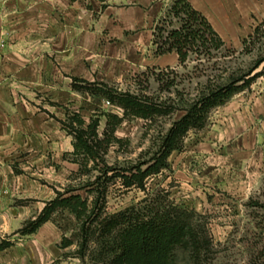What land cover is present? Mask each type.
I'll list each match as a JSON object with an SVG mask.
<instances>
[{"label":"crops","instance_id":"crops-1","mask_svg":"<svg viewBox=\"0 0 264 264\" xmlns=\"http://www.w3.org/2000/svg\"><path fill=\"white\" fill-rule=\"evenodd\" d=\"M174 1L0 0L1 234L20 216L40 215L78 172L74 139L62 122L78 113L88 124L105 100L76 85L113 86L126 70L178 66L175 52L155 56L153 41ZM187 1L219 35L217 25L264 20V0ZM256 84L213 111L210 127L199 133L188 156L209 162L220 144L225 153L228 147L236 152L260 145L264 79ZM182 165L176 167L178 178Z\"/></svg>","mask_w":264,"mask_h":264},{"label":"rangeland","instance_id":"rangeland-1","mask_svg":"<svg viewBox=\"0 0 264 264\" xmlns=\"http://www.w3.org/2000/svg\"><path fill=\"white\" fill-rule=\"evenodd\" d=\"M166 14L158 27L164 26ZM172 21L174 24L168 30L179 26L177 19ZM260 23L217 25L222 27L220 35L226 49L221 54L213 53L209 60L199 62L192 55L184 65L173 68L126 70L121 82L113 86L149 97L161 105L164 114L150 123L142 119L124 121L115 133L120 142L110 146L104 155L107 165L120 170L148 161L161 138L185 116V109L196 100L209 77L211 85H217L226 76L225 70H249L264 58V34L259 40H248ZM158 35L155 32L153 41L160 42ZM227 50L233 53L227 54ZM257 73L260 75L250 88L264 79V63L254 74ZM97 111L122 115L117 107L106 105L94 113ZM213 111L204 130L211 125ZM101 121L100 133L105 128V119ZM200 132L189 131L181 150L169 157V168L148 178L146 191L127 190L120 180L109 182L104 213L113 215L140 202L144 205L145 200L150 201L155 195H168L169 205L183 213L182 223L186 226L183 244L174 251L171 264H253L264 248V139L250 151L234 152L228 147L225 153L226 147L220 144L213 160L201 162L193 155L188 156ZM174 156L179 159L178 166L183 164L181 178L176 176L178 166ZM98 175L91 172L84 181H92ZM79 183L70 177L64 188ZM81 194L84 198L92 197L86 191ZM33 218L37 217L20 216L5 236L0 233V242L13 243L11 248L0 252V264H132L115 260L98 232L83 246L80 228L68 214H56L49 225L33 236L21 237L18 232ZM66 240L72 244L63 248Z\"/></svg>","mask_w":264,"mask_h":264},{"label":"trees","instance_id":"trees-1","mask_svg":"<svg viewBox=\"0 0 264 264\" xmlns=\"http://www.w3.org/2000/svg\"><path fill=\"white\" fill-rule=\"evenodd\" d=\"M173 19L178 20L179 26L168 30L174 24ZM163 23L164 26L155 29L160 41H154L155 56L175 52L179 65H184L192 55L202 62L212 58L213 53L221 54L226 49V43L208 19L187 0H175ZM263 30L264 21L254 29L248 40H259L264 34ZM247 44L246 39L243 41L244 50H247ZM230 53L233 52L227 50V54ZM263 63L264 58H261L249 70H225L226 76L217 85H211L209 77L202 92L185 109V116L161 138V144L153 157L120 170L109 167L104 160L107 149L120 142L115 137L116 130L128 119L152 122L164 114L161 105L139 93L121 91L103 82L76 85L77 90L101 97L117 107L122 115L97 111L86 124L78 113H74L62 122L63 128L73 136L72 161L79 166L78 172L71 178L80 183L77 186L68 185L62 192H57L56 198L47 203L37 218L26 222L18 234L21 237L32 236L45 223L53 221L56 214H68L80 228L83 246L98 232L115 260L132 264H171L173 253L183 244L186 234V226L182 223L183 213L172 204L169 205L168 195H155L150 201L145 200L144 205L140 202L113 215H105L108 184L120 180L127 190L146 191L148 178L169 168V157L181 150L183 139L189 131L204 130L214 109L226 105L233 96L249 89L260 75L254 74L255 71ZM102 118L105 119V128L100 133ZM91 172H98L99 175L92 181H84ZM82 191L92 197L84 198ZM71 244L66 240L62 247L67 248ZM12 246L10 241L0 242V252ZM253 264H264V248L258 261Z\"/></svg>","mask_w":264,"mask_h":264},{"label":"built area","instance_id":"built-area-1","mask_svg":"<svg viewBox=\"0 0 264 264\" xmlns=\"http://www.w3.org/2000/svg\"><path fill=\"white\" fill-rule=\"evenodd\" d=\"M105 105L108 107H113L109 102L105 101Z\"/></svg>","mask_w":264,"mask_h":264}]
</instances>
